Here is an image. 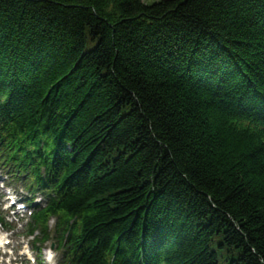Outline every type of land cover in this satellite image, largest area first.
Masks as SVG:
<instances>
[{"label": "trees", "instance_id": "obj_1", "mask_svg": "<svg viewBox=\"0 0 264 264\" xmlns=\"http://www.w3.org/2000/svg\"><path fill=\"white\" fill-rule=\"evenodd\" d=\"M37 122L82 264H264V0H0V125Z\"/></svg>", "mask_w": 264, "mask_h": 264}, {"label": "rangeland", "instance_id": "obj_2", "mask_svg": "<svg viewBox=\"0 0 264 264\" xmlns=\"http://www.w3.org/2000/svg\"><path fill=\"white\" fill-rule=\"evenodd\" d=\"M159 0H142L145 5H151Z\"/></svg>", "mask_w": 264, "mask_h": 264}]
</instances>
